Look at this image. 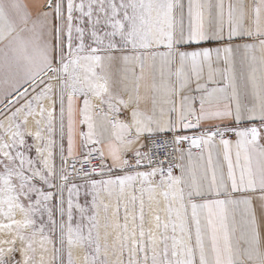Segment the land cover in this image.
I'll return each mask as SVG.
<instances>
[{"label":"snow or ice","instance_id":"snow-or-ice-1","mask_svg":"<svg viewBox=\"0 0 264 264\" xmlns=\"http://www.w3.org/2000/svg\"><path fill=\"white\" fill-rule=\"evenodd\" d=\"M187 14L179 0H0V264H64L65 244L67 264L74 247L84 264H264V0H188Z\"/></svg>","mask_w":264,"mask_h":264},{"label":"rangeland","instance_id":"rangeland-1","mask_svg":"<svg viewBox=\"0 0 264 264\" xmlns=\"http://www.w3.org/2000/svg\"><path fill=\"white\" fill-rule=\"evenodd\" d=\"M180 4L182 3V0H179ZM177 11L179 12L180 9H177ZM24 101L21 100L20 103H23ZM98 103V101H96ZM45 106L47 107L48 106V101H45ZM14 107H19V104H16ZM57 115L59 113V107L57 105ZM4 117L2 115H0V120H3ZM7 124V121H5V125ZM28 127H31L34 129V124L32 122V118L30 117L29 118V124L27 125ZM66 128V127H65ZM5 139H7V136L4 137ZM54 139H59V135L58 133L54 135L53 137ZM27 142L29 144H33L34 141L31 137H27ZM64 146H65V138H64ZM54 151L57 153L55 159H56V162H57V165L59 164V155H58V148L57 149H54ZM29 155L30 156H33L35 157L36 153H35V149L33 148L30 152H29ZM138 170H146V169H138ZM158 179V177H157ZM103 199H104V202L105 203H108L110 205L109 207V210H108V217H109V220L112 219V213H113V208L115 207L116 205V197L115 195H113L112 197H109L107 195V193H101ZM136 195H140L138 192L136 193ZM149 197V194L148 193H145L144 194V227L145 229H148V228H151L152 227V222H153V216L156 214V212L154 211L156 209V205H155V202L154 201H150L148 199ZM157 198L160 200V205H159V215H161V217H164L165 213L163 211V207H164V204H163V197L162 196H157ZM90 199V198H89ZM81 203H83V200H81ZM139 208V205L137 204V210ZM123 207H121V210H120V221L121 223H123ZM16 219H21L22 218V214L17 211L16 213ZM47 219V217H45V220ZM56 219L58 220L59 219V216L57 215L56 216ZM99 220H100V223H99V226H98V231L100 232V236H101V244L103 245L104 243V235L105 233L107 232L108 233V236H107V242L109 245H111L114 241V238H115V231L113 230V228L111 227V225L109 224L107 227H105V221H104V214H103V211L101 210V213L99 215ZM0 221H3L5 223H7V221L3 218V217H0ZM137 223H139V221H137ZM50 227V225H49ZM10 234H8L6 231H0V239H3V238H6L8 237ZM49 235L51 236V238L53 239L54 242L58 241L59 239V229H57V232L52 234V233H49ZM55 246L59 247V244L56 243ZM53 245L52 244H49L48 245V248H49V252L46 254V256L48 257H51L53 255L51 249H52ZM85 251L86 249L83 248V247H74L72 249V254H73V259L76 261V264H84V261H83V256L85 254ZM67 252H68V248H67V245L65 244L64 246V250L61 254V258L63 259L64 261V264H67ZM39 258V252L37 254V259ZM109 259L114 261L116 258L114 256H109Z\"/></svg>","mask_w":264,"mask_h":264},{"label":"crops","instance_id":"crops-1","mask_svg":"<svg viewBox=\"0 0 264 264\" xmlns=\"http://www.w3.org/2000/svg\"><path fill=\"white\" fill-rule=\"evenodd\" d=\"M21 2L25 3V4H28L31 7L32 5L38 3L39 0H21ZM199 2L200 3H211V4L215 5L217 3V0H199ZM228 2H229V0H224L225 5H227ZM233 2H235V0H233ZM181 5H183V22H184L185 27H187V23H188V14H187L188 0H182ZM33 11H35L34 8H33ZM202 46L208 47L210 45L205 44V45H202ZM189 50H191V49H189ZM10 98H11L10 96L9 97H5L3 95H0V109L4 108L3 107L4 104ZM66 125H67V120L65 119V127H66ZM84 130L86 131L87 129L84 128ZM66 133H67V127L65 128V150L67 149V135H66ZM229 138L235 140L234 136H231ZM195 152H197V151H194V153ZM206 158L207 157H206V153H205V161H206ZM214 159H215V154H214ZM233 159H234V156H233ZM220 160L224 164V171H225V174H226L227 165H226V162H223V160H222V154L220 156ZM175 174H179V170L178 169L176 170ZM208 198H210V199H226L227 197L226 196H220V197L209 196ZM255 206L257 208L259 207L258 205H255ZM227 209H228V213H229V220L231 221V218H232V206H227ZM241 212H242V206H241L240 209H237L236 212H235V218H236L237 224H239V222L241 220ZM239 234H240L239 231H237L236 236L238 237Z\"/></svg>","mask_w":264,"mask_h":264},{"label":"built area","instance_id":"built-area-1","mask_svg":"<svg viewBox=\"0 0 264 264\" xmlns=\"http://www.w3.org/2000/svg\"><path fill=\"white\" fill-rule=\"evenodd\" d=\"M189 134H191V133H189ZM184 147L187 148V144H185ZM193 151H198V150L193 149ZM165 167H167V165H165ZM176 170H177V169H174V174H175Z\"/></svg>","mask_w":264,"mask_h":264},{"label":"water","instance_id":"water-1","mask_svg":"<svg viewBox=\"0 0 264 264\" xmlns=\"http://www.w3.org/2000/svg\"><path fill=\"white\" fill-rule=\"evenodd\" d=\"M10 99H11V98H10ZM10 99L7 100V102L4 104V106L8 104V101H9ZM4 106H3V107H4Z\"/></svg>","mask_w":264,"mask_h":264}]
</instances>
